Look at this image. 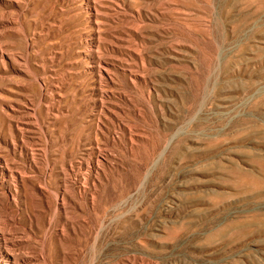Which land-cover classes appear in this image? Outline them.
<instances>
[{
  "label": "rangeland",
  "instance_id": "obj_1",
  "mask_svg": "<svg viewBox=\"0 0 264 264\" xmlns=\"http://www.w3.org/2000/svg\"><path fill=\"white\" fill-rule=\"evenodd\" d=\"M0 264H264V0H0Z\"/></svg>",
  "mask_w": 264,
  "mask_h": 264
}]
</instances>
